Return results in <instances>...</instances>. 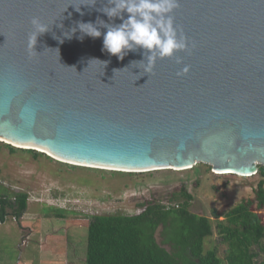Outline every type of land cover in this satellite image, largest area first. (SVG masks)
Returning <instances> with one entry per match:
<instances>
[{
	"label": "water",
	"instance_id": "obj_1",
	"mask_svg": "<svg viewBox=\"0 0 264 264\" xmlns=\"http://www.w3.org/2000/svg\"><path fill=\"white\" fill-rule=\"evenodd\" d=\"M93 3L0 0V141L130 172L206 163L257 174L264 166V0H180L175 23L189 50L176 53L182 63L158 59L152 74L131 65L141 49L120 60L102 51L103 36H65L81 20L111 22L98 10L106 0ZM33 17L50 29L30 56Z\"/></svg>",
	"mask_w": 264,
	"mask_h": 264
},
{
	"label": "rangeland",
	"instance_id": "obj_2",
	"mask_svg": "<svg viewBox=\"0 0 264 264\" xmlns=\"http://www.w3.org/2000/svg\"><path fill=\"white\" fill-rule=\"evenodd\" d=\"M0 141V188L26 192L29 206L21 219L9 213L0 221V264H86L88 224L97 214H138L144 205H173L193 195L190 210L208 216L214 234L205 247L219 246L224 257L213 209L225 214L244 199H255L259 174H218L210 164L189 169L126 172L57 160L44 152L15 151ZM179 195V200L173 197ZM256 208V204L254 205ZM58 209L66 210L64 217ZM264 220V208L259 210ZM158 238L161 240L160 234Z\"/></svg>",
	"mask_w": 264,
	"mask_h": 264
},
{
	"label": "trees",
	"instance_id": "obj_3",
	"mask_svg": "<svg viewBox=\"0 0 264 264\" xmlns=\"http://www.w3.org/2000/svg\"><path fill=\"white\" fill-rule=\"evenodd\" d=\"M257 174L262 178L255 199H244L223 220L213 209L220 242L227 245L224 257L217 244L206 249L207 238L214 234L212 220L190 210L193 195L182 189L185 199L177 201L179 195L174 194L173 205L150 202L138 214L94 215L88 224L86 264H264V220L259 212L264 208V166ZM28 206V193L11 195L0 188L1 222L9 213L21 219ZM65 214L58 209L59 217Z\"/></svg>",
	"mask_w": 264,
	"mask_h": 264
},
{
	"label": "clouds",
	"instance_id": "obj_4",
	"mask_svg": "<svg viewBox=\"0 0 264 264\" xmlns=\"http://www.w3.org/2000/svg\"><path fill=\"white\" fill-rule=\"evenodd\" d=\"M179 7L180 0H106L105 6L98 10L106 14L111 22L99 17L95 22L81 20L76 22L70 35H64L71 38L79 30L81 40L85 36H103L102 51L120 60L129 52L141 49L143 58L132 61L131 65H137L145 74H152L158 59L175 57L177 63H182L183 58L176 56V53L189 50L187 37L175 23L174 13ZM76 10L81 11L77 7ZM117 19L120 23H115ZM31 24L33 30L27 42L30 56L36 51L38 37L50 29L39 17H33ZM102 29L106 31L102 32ZM189 68L188 65L184 66L177 75L186 74Z\"/></svg>",
	"mask_w": 264,
	"mask_h": 264
},
{
	"label": "bare ground",
	"instance_id": "obj_5",
	"mask_svg": "<svg viewBox=\"0 0 264 264\" xmlns=\"http://www.w3.org/2000/svg\"><path fill=\"white\" fill-rule=\"evenodd\" d=\"M3 140L4 142H7V143H11V144H14V146H17V147H22V148H35L37 149L38 151L40 152H44L46 154H48L49 156L57 159V160H61V161H65L67 163H71V164H75V165H81V166H87V167H94V168H100V169H109V170H119V171H128V170H121V169H117V168H110V167H106V166H93V165H89V164H86V163H81V162H75V161H72V160H68V159H65V158H61L45 149H42V148H37V147H32V146H26V145H20V144H17V143H14L12 141H9V140H6V139H1ZM190 168V167H189ZM189 168H183V169H189ZM161 169H179V170H183L181 168H173V167H166V168H161ZM161 169H150V170H144V171H151V170H161ZM130 172V171H128ZM135 172H141V171H135ZM216 173L218 174H232L231 172L227 171V172H222V171H218V170H215Z\"/></svg>",
	"mask_w": 264,
	"mask_h": 264
}]
</instances>
